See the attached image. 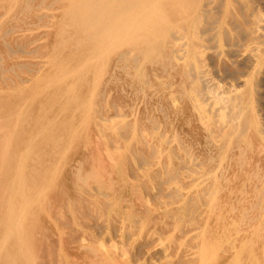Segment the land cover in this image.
Segmentation results:
<instances>
[{"label":"rangeland","instance_id":"1","mask_svg":"<svg viewBox=\"0 0 264 264\" xmlns=\"http://www.w3.org/2000/svg\"><path fill=\"white\" fill-rule=\"evenodd\" d=\"M27 2L28 0H0V6L2 7H0V51L3 52H0V68L2 69V71L0 69L2 73H0V151L2 150L0 153V167L8 170V182H15L18 174H26L31 165L38 164V161L48 157L42 153V151L46 150L49 153V158H52L53 168H57V170L56 168L55 170L52 168L56 173L53 174L51 170L48 175L49 179L47 178L46 183L44 181L38 183L35 189L37 192L34 191L35 194H32L28 189L32 185L31 182H29V184L28 182L20 185H17L19 183L15 184V190L18 196L22 197V193H25V191L30 192L32 195L29 197L30 199H26L25 202L21 204L20 211L22 214H19L20 217H17L18 220L16 219V221L18 223H23L24 220L26 223L28 222L29 245L31 244L35 249L37 263L175 264L177 262L176 264H264V218L251 220L250 218L242 217L240 209L243 208V211H249L251 210V208H249L250 206L238 209L239 215L233 217L230 215V211L232 210L231 204H227L224 200L219 204L218 201L213 200L212 194L210 193L209 183L211 176L210 173H208L207 114H205L207 113V106L200 112L198 109L195 110L191 103H187L184 112L178 111L172 106L170 94L168 93L167 95L169 97L166 95L165 101L158 100L157 98L155 100L149 99L147 109L142 110L140 113V117L143 116V118L138 120V125L134 124L132 122L134 116L130 113L129 107L123 102V98L119 100L120 104L118 110L116 109L115 111V108L110 106L112 101V96L110 94L112 93V83H110L109 77L113 49L105 48L100 53L102 58L106 55L103 59L104 64L102 69L101 66L97 70L93 67L92 71L86 75L89 84L87 81V85H84L82 89L83 92L80 95L84 107L82 106L80 110L72 114L70 107L75 105V103H71L67 111L66 109L61 111L62 103L59 98L55 96L60 92L57 89L60 87L65 88L66 85H70L73 82L75 83V70L83 64V60H79L77 55L78 51L76 52L77 49L76 46H74L77 43V39L70 38V33L67 32L68 27L64 26V24L67 25V22H69L72 16L84 12L86 8L83 7L82 0H31L30 4L32 3L35 7L36 4L38 5V3L43 2L42 7L36 8H29ZM17 11L18 13H16ZM18 16H20V18ZM25 16H27V18ZM40 16H42V18H39ZM14 20L16 22L19 21V23H16ZM13 25H16L17 28L10 31ZM43 27L45 28L43 29ZM49 33L53 36L50 37ZM59 47H61V49ZM64 52L67 53L64 54ZM103 52L105 54H103ZM68 58L70 59L68 60ZM35 60L37 62H35ZM44 73L46 75H44ZM166 76L161 77L159 80L168 79V75ZM62 79L64 80L62 81ZM98 84L102 87H99ZM27 85L31 86L27 87ZM17 88L18 90H16ZM77 88L80 87L78 86ZM156 90H160V87ZM16 92L18 93L16 94ZM92 94L94 96H92ZM177 95L179 96V93H177ZM44 100H46V102ZM84 100L87 101L86 106L84 105ZM107 101H109V103ZM180 102L183 101L180 99ZM107 103L109 105H107ZM38 107L41 108L39 109ZM136 107L139 109L138 104H136ZM128 109L129 115L127 114ZM99 113L110 115V119L102 120V118L99 117ZM204 114L205 116L202 117ZM92 115L94 119L92 117L90 118ZM111 115L114 116L112 117ZM70 121L72 125L74 124L73 126H71ZM66 122L67 124H65ZM15 123H19V125L17 126ZM75 125L78 126L75 127ZM77 130H79V132ZM72 132L74 133L72 134ZM60 134H64V136L62 140L57 143L55 142V137ZM81 134L84 135L81 136ZM73 138L74 140H72ZM80 140H82L81 143ZM76 149L77 152L80 150L86 151L81 154L83 159H81L82 161L78 168L75 167L78 160V158H75ZM7 151L10 153H7ZM20 152L22 155H19ZM101 153L103 155H101ZM6 154H8V156ZM12 163H15V165ZM91 169H93V171L96 170L99 174L102 172L101 176L96 171V174L89 173L90 176H87L86 174ZM117 170H120V173H118ZM73 171L77 172L78 175L74 176L75 173H73ZM84 172L87 173L85 174ZM13 173L15 174L13 175ZM82 177L87 179L85 180L86 183ZM96 178L101 182L96 180ZM51 179L52 182H50ZM110 181H112L113 184ZM108 183L110 185H108ZM44 186L45 188H43ZM220 186V182L218 181L217 187L219 189ZM232 191L235 193L239 192V190L236 189ZM18 192H21V194H18ZM226 192L230 193V191ZM222 193L223 192L219 191L217 194L220 195ZM113 195L115 197H113ZM53 198L55 201L54 205L51 207L50 202H52ZM114 200L116 201L114 202ZM166 207L167 209H165ZM50 208L53 209V212L57 211L59 218L54 217V219H52L47 215ZM128 209L130 210L129 212ZM60 210L63 211L62 217L58 214ZM188 218L191 219L189 220ZM189 221L190 223H188ZM147 227H149V229ZM141 232L144 233L140 235ZM60 252H62V254ZM32 258L35 259V257ZM90 259L92 261H90Z\"/></svg>","mask_w":264,"mask_h":264},{"label":"bare ground","instance_id":"2","mask_svg":"<svg viewBox=\"0 0 264 264\" xmlns=\"http://www.w3.org/2000/svg\"><path fill=\"white\" fill-rule=\"evenodd\" d=\"M30 1L31 0H28V2H27L28 7L34 8L35 5H32V3L30 4ZM21 3H22V1H21ZM82 3H83L82 4L83 7L86 8L84 10V12H81L80 14H77L76 16H72L70 20L68 19L69 22H67L65 20L67 22V25L64 24V26L68 27L67 32L70 33V38L71 39L72 38L77 39V43L74 46H76V49H77L76 52L78 51V54H77L78 58H79V60H83V64L75 70V73H76V76H74L75 77L74 81H76L75 83L73 82L70 85H66V83H65V85H66L65 88L60 87L59 89H57L60 92H58L57 95H55V96H57L62 103V106H61L62 109H60V110L62 111V110L66 109V111H67V109H69L68 108L69 104H71V103H75V105L70 107L72 114H74L75 111L80 110V108L83 106V101L81 100L80 95L83 92L82 89L84 88V85L86 86L87 81H88L86 75L92 71L93 67L95 70H97L101 66V69H102L103 64H104L103 59L105 58L106 55L104 56V58H102L100 53L105 48H107V49L112 48L113 49V51H112L113 55H112V58L110 61L111 72H110V77H109V81H110V83H112V87H111L112 93H110L112 96V99H111L112 101H111L110 106L115 108V111H116V109L118 110L119 104H120L119 100L121 98H123L122 99L123 102L125 103L126 106L129 107L130 113L134 116L133 121H132L134 124H137L138 120L143 118V116L140 117V113L142 112V110L147 109L149 99L155 100L157 98L158 100L165 101V97L168 93L170 94L172 106L178 111L184 112L186 109L187 103H191L192 106L195 108V110L198 109L200 112H202L203 109L207 106V113H205L206 111L204 113L207 114V130L206 131H207V149H208V173H210V176H211V180L209 183V190H210V193L212 194L213 200L218 201L219 204H221V202L223 200L227 204L230 203L232 206V210L230 211L231 212L230 215L233 217L239 215L238 209L245 207V206H246V208H247V206H250L249 208H251V210H249V211H245V210L243 211V208L240 209L242 217H247V218H250L251 220L264 218V0H82ZM13 4H14V2H13ZM42 5H43V2H40V3H38V5L36 4V7H42ZM14 9H16V8H14ZM16 13H18V11ZM27 13H28V11H27ZM6 16H7V14H6ZM18 17L20 18V16H18ZM25 17L27 18V16H25ZM39 18H42V16H40ZM16 23H19V21ZM17 25H19V24H17ZM29 26H31V25H29ZM0 27H1V25H0ZM16 28H17V26L13 25L11 27L10 31L15 30ZM44 28L45 27H43V29ZM49 36L51 37L53 35L50 34ZM3 39H4V37H3ZM19 40H17V41H19ZM73 41H75V40H73ZM39 42H40V40H39ZM4 45H5V43H4ZM59 48L61 49V47H59ZM65 48H66V46H65ZM68 49H69V47H68ZM107 49H106V51H107ZM22 52H23V50H22ZM60 52H62V51H60ZM70 52H72V51H70ZM1 53H3V52H1ZM66 53L64 52V54H66ZM103 54H105V53L103 52ZM15 56H17V55H15ZM69 59L70 58H68V60ZM206 60H207V62H206ZM29 62H31V61H29ZM35 62H37V61L35 60ZM79 64H80V62H79ZM108 64H109V62H108ZM36 66H34V67H36ZM7 70H9V69H7ZM1 71H2V69H1ZM47 72H45V73H47ZM45 73H44V75H46ZM96 74H94V75H96ZM105 74H108V73H105ZM54 75H56V74H54ZM166 75H168V77H169L168 79L159 80L161 77L166 76ZM38 77H39V75H38ZM45 78L48 79L47 77H45ZM50 79H51V77H50ZM63 80L64 79H62V81ZM1 83H3V82H1ZM37 84H40V83H37ZM88 84H89V81H88ZM30 86L27 85V87H30ZM78 86L80 88H77ZM98 86H99V84H98ZM34 87H35V85H34ZM99 87H102V86H99ZM158 87H160V90H156ZM31 88H33V87H31ZM16 90H18V88ZM120 91L122 92V94ZM17 93L18 92H16V94ZM177 93H179V96L177 95ZM92 96H94V95L92 94ZM30 97H29V100H30ZM180 99L183 102H180ZM44 101L46 102V100H44ZM84 102H85L84 105L86 106L87 101L84 100ZM107 102L109 103V101H107ZM108 103H107V105H109ZM39 104H40V102H39ZM42 104H43V102H42ZM54 104H56V103H54ZM136 104H138L139 109L136 107ZM58 105H61V104H58ZM46 107H48V106H46ZM38 108L40 109L41 107H38ZM129 109H128V113H127L128 115L130 114ZM28 111H29V109H28ZM53 111H54V109H53ZM66 111H64V112H66ZM205 114L202 117H204ZM118 115H120V114H118ZM54 117H56V116H54ZM91 117L93 118V115L90 116V118ZM99 117H101L102 120L110 119V115H103L102 113H99ZM24 118H26V117H24ZM82 118H84V117H82ZM189 118H191V117H189ZM60 119H61V117H60ZM65 119H66V117H65ZM63 120H64V118H63ZM70 120H71V118H70ZM99 120H100V118H99ZM73 121H75V120H73ZM62 123H64V122H62ZM71 123L72 122L70 121V124ZM15 124H17V123H15ZM65 124H67V122ZM12 125H10V126H12ZM18 125H19V123L17 124V126ZM73 125L71 124V126H73ZM76 126H78V125H75V127ZM133 126H135V125H133ZM14 130H16V129H14ZM77 131L79 132V130H77ZM103 131H104V129H103ZM151 132H153V131H151ZM15 133H16V131H15ZM73 133L74 132H72V134ZM83 133H84V131H83ZM11 134H12V132H11ZM54 134H55V132H54ZM82 135H84V134H81V136ZM63 136H64V134H60V135L56 136L55 142H57V143L60 142L62 140ZM81 136H80V138H81ZM154 136H155V134H154ZM7 137H5V138H7ZM133 137H135V136H133ZM10 138H11V135H10ZM69 139H71V138H69ZM72 140H74V138ZM81 141L82 140H80V143H81ZM168 143H169V141H168ZM83 144H85V143H83ZM31 147H32V145H31ZM109 147H111V146H109ZM109 149H111V148H109ZM4 150H5V148H4ZM20 150H18V151H20ZM31 150H32V148H31ZM67 150H68V148H67ZM115 150H116V148H115ZM1 151H0V153H1ZM101 151H102V149H101ZM8 152L9 151H7V153ZM21 152L19 153V155L21 154ZM65 152H66V150H65ZM74 152H75V150H74ZM84 152H86V151L80 150L77 152V149H76L75 158H78V160H77V165L75 167L78 168L79 165L81 164V161H82L81 159H83L81 154H83ZM42 153H44L48 157L43 158V160L38 161V164L31 165L29 167V170L27 169L28 171L26 174H18V172H17L18 177L15 179V182H8V179H7L8 178V170L2 169L0 167V169H1L0 170V192H1V196H0L1 197L0 198V264H38L36 261L35 249H34V247H32L31 244L29 245L30 237H29V233H28L29 232V226L27 224L28 222L26 223L24 219H23L24 220L23 223H20V222L18 223L16 221L17 217H20L19 214L21 213V211H20L21 204H23L26 199H30L29 197L32 195L30 192L25 191L26 194L23 192L22 197L18 196L17 192L15 190V184L19 183L17 185H20L23 183L25 184L27 182L29 184V182H31V184H32L30 187L31 189L30 188H28V189L32 192V194L33 193L35 194V192H37V190L35 191V189L37 188L38 183H42L43 181L45 183L47 182L48 175L53 168V162H52V158H49L50 156H49L48 151L44 150V151H42ZM110 153H111V151H110ZM151 153H152V151H151ZM60 154H61V152H60ZM99 154H100V152H99ZM6 155L8 156V154H6ZM9 155H11V154H9ZM101 155H103V154L101 153ZM64 156H65V154H64ZM21 157H23V156H21ZM21 157H20V159H21ZM123 158H124V156H123ZM126 158H127V156H126ZM63 159H64V157H63ZM114 160H116V159H114ZM153 161H154V159H153ZM4 162H6V161H4ZM8 163H10V162H8ZM63 163H64V161H63ZM12 164L15 165V163H12ZM6 165H8V164H6ZM170 165H169V167H170ZM17 167H18V165H17ZM55 168L56 167H54L53 169L55 170ZM131 168H133V167H131ZM93 169L90 170L92 172L89 171L88 173L86 172L87 174L85 172L84 173L87 176H90L89 173L96 174L97 171L95 170L96 171L95 172V171H93ZM56 170H57V168H56ZM151 170H153V169H151ZM119 171H118V173H120ZM15 173H13V175ZM54 173H56V171H53V174ZM73 173H75L74 176L78 175L77 172L73 171ZM97 173L99 174V172H97ZM101 173L99 174L100 176H101ZM162 174H163V172H162ZM164 174H165V172H164ZM183 174H184V172H183ZM188 174H190V173H188ZM13 175H12V177H13ZM129 175H130V173H129ZM181 177H183V176H181ZM59 178H60V176H59ZM63 178H65V177H63ZM82 178H83L84 182H85V180H87V179H84V177H82ZM110 178H111V176H110ZM116 178H118V177H116ZM129 179H130V177H129ZM11 180H13V179H11ZM96 180H98V179L96 178ZM98 181H100V180H98ZM218 181L220 182V185H221L220 189L217 187ZM50 182H52V179ZM50 182H49V184H50ZM110 182H112V181H110ZM122 182H123V180H122ZM98 184H99V182H98ZM112 184H113V182H112ZM55 185H57V184H55ZM108 185H110V184L108 183ZM133 185H136V184H133ZM138 185H139V183H138ZM82 187H83V185H82ZM169 187H171V186H169ZM169 187H167V188H169ZM43 188H45V186ZM160 188H161V186H160ZM54 189H55V187H54ZM137 189H139V188H137ZM233 189L239 190V192L235 193L234 191H232ZM48 190H51V189H48ZM104 190H106V189H104ZM219 191H221L223 193L218 195L217 193ZM226 191H230V193L226 192ZM231 191H232V193H231ZM139 193H140V191H139ZM164 193H162V194H164ZM18 194H21V192L20 193L18 192ZM96 194H98V193H96ZM180 195H182V194H180ZM113 197H115V196L113 195ZM41 198H43V197H41ZM116 200H114V202ZM188 200H190V199H188ZM54 201H55L54 198L52 199V202L49 201L51 203V207L54 205ZM184 202H185V200H184ZM26 204H27V201H26ZM63 204H64V201H63ZM88 204H89V202H88ZM129 207H130V205H129ZM165 209H167V207ZM30 210H32V209H30ZM129 211L130 210L128 209V212ZM62 212L63 211L60 210V212L58 213L59 215H61L60 217L63 216ZM94 212H95V210H94ZM221 213H223V212H221ZM38 214H39V212H38ZM106 214H107V212H106ZM47 215H49L50 218H52V219H54V217L59 218V216L57 215V211L53 212L52 208H50V211ZM128 215H129V213H128ZM107 218H108V216H107ZM191 218H188V219L190 220ZM183 219H185V218H183ZM87 220H89V219H87ZM88 222H90V221H88ZM188 223H190V221ZM43 224H44V222H43ZM144 226H146V225H144ZM144 226H143V228L145 229ZM106 227H110V226H106ZM147 228L149 229V227H147ZM156 229H157V227H156ZM55 230H56V227H55ZM137 231H138V229H137ZM142 233H144V232H141L140 235ZM155 235H156V233H155ZM46 238H48V237H46ZM101 242H103V241H101ZM176 242H178V241H176ZM67 243H68V241H67ZM71 247H73V246H71ZM79 247H82V246H79ZM60 253L62 254V252H60ZM112 253H114V252H112ZM82 254H84V253H82ZM142 254H143V252H142ZM31 256L35 257V259L32 258ZM65 257H66V255H65ZM136 257H137V255H136ZM72 258H74V257H72ZM105 258H106V256H105ZM88 259H89V257H88ZM90 261H92V260L90 259ZM109 262H111V261H109ZM95 263H97V262H95ZM79 264H81V262Z\"/></svg>","mask_w":264,"mask_h":264}]
</instances>
